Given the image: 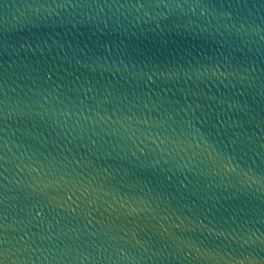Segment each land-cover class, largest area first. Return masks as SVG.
I'll return each instance as SVG.
<instances>
[{
  "label": "water",
  "instance_id": "95a60500",
  "mask_svg": "<svg viewBox=\"0 0 264 264\" xmlns=\"http://www.w3.org/2000/svg\"><path fill=\"white\" fill-rule=\"evenodd\" d=\"M0 264H264V0H0Z\"/></svg>",
  "mask_w": 264,
  "mask_h": 264
}]
</instances>
